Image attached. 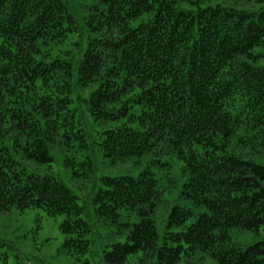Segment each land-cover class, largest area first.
Wrapping results in <instances>:
<instances>
[{
    "label": "trees",
    "instance_id": "16d2710c",
    "mask_svg": "<svg viewBox=\"0 0 264 264\" xmlns=\"http://www.w3.org/2000/svg\"><path fill=\"white\" fill-rule=\"evenodd\" d=\"M233 1L246 7L97 0L81 42L64 0H0V211L61 215L71 255L90 250L96 224L113 227L119 239L102 254L110 264L132 254L147 264H193L199 253L215 264H264L263 242L242 247L228 234L264 225V165L230 149L248 144L264 155V65H254L264 0ZM73 34L69 48L53 52ZM73 84L93 87L85 102L94 119L121 121L96 134L105 157L180 159L181 195L202 210L173 206L160 235L153 217L160 188L148 169L99 177L83 204L53 175L29 168L24 161L49 165L56 143L86 147ZM64 165L73 177L93 172L89 157L65 156Z\"/></svg>",
    "mask_w": 264,
    "mask_h": 264
},
{
    "label": "rangeland",
    "instance_id": "374dc122",
    "mask_svg": "<svg viewBox=\"0 0 264 264\" xmlns=\"http://www.w3.org/2000/svg\"><path fill=\"white\" fill-rule=\"evenodd\" d=\"M70 13L76 21L77 29L81 37L78 41L85 42L88 33L84 27V19L97 4V0H64ZM211 2H222L224 5H232L244 8L242 2L234 3L233 0H210ZM188 7L185 3H179ZM64 41L52 47L53 52L61 53L70 47V41ZM75 39V38H74ZM264 40V38H263ZM254 52L261 54L254 62V65H264V44L254 48ZM93 87H72V106L76 107V115L80 126L83 128L87 142L86 147H79L76 140L72 147L62 146L56 143L51 148L53 157L49 165L36 164L32 161H24L29 168L39 174L49 173L66 185L79 199L80 203L91 202V197L100 187L99 177L118 176L124 174L136 175L144 169H148L157 179L160 194L156 202L153 217L156 222L159 234H163L165 221L173 206L190 208L195 214L202 209L195 207L191 200L181 195L186 174L182 167V161L174 156H163L154 158L150 155H143L138 158H128L111 162L105 157L98 146L93 143L96 134L107 127H113L121 123L100 122L93 118L88 111L85 99ZM235 153L243 155L256 163L264 165V155L254 151L248 144L232 143ZM65 156H74L78 161L89 157L92 163L93 172L89 176L73 177L70 169L64 165ZM157 160V161H156ZM79 172H83L78 165L75 166ZM124 213V212H123ZM61 215L52 217L45 214L41 208H30L19 211L11 208L0 211V253L7 256V264H110L103 259V250L110 248L112 242L119 239L113 235V227H104L96 224L93 233L90 234L92 244L90 250L80 255H71L63 249L65 234L60 231L59 222ZM93 224V220H91ZM231 241L242 247L256 243H264V225L258 231H248L237 228L228 229ZM105 247V248H104ZM121 264H147L139 254L129 255ZM177 264H184V258ZM193 264H215V261L207 254L199 253L193 257Z\"/></svg>",
    "mask_w": 264,
    "mask_h": 264
}]
</instances>
